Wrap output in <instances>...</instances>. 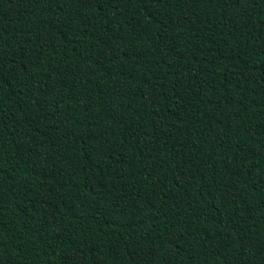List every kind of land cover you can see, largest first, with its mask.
<instances>
[{
    "label": "trees",
    "instance_id": "obj_1",
    "mask_svg": "<svg viewBox=\"0 0 264 264\" xmlns=\"http://www.w3.org/2000/svg\"><path fill=\"white\" fill-rule=\"evenodd\" d=\"M0 264H264V0H0Z\"/></svg>",
    "mask_w": 264,
    "mask_h": 264
}]
</instances>
